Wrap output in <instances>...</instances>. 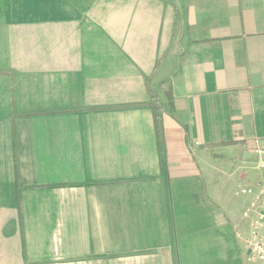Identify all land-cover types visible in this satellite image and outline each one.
I'll return each instance as SVG.
<instances>
[{
    "label": "crops",
    "instance_id": "1",
    "mask_svg": "<svg viewBox=\"0 0 264 264\" xmlns=\"http://www.w3.org/2000/svg\"><path fill=\"white\" fill-rule=\"evenodd\" d=\"M263 138L264 0H0V264H257Z\"/></svg>",
    "mask_w": 264,
    "mask_h": 264
},
{
    "label": "rangeland",
    "instance_id": "2",
    "mask_svg": "<svg viewBox=\"0 0 264 264\" xmlns=\"http://www.w3.org/2000/svg\"><path fill=\"white\" fill-rule=\"evenodd\" d=\"M259 164H262L264 166V162H260ZM258 165V163H254L251 167L252 170L247 171L245 169H243L240 166H236V168L233 170V173H229V176H231V178L228 180L224 191L221 192L220 195V200L221 201H225L227 203H229V208L231 209V211H229V213L233 216L234 220H238V221H245L246 224L249 223V220L244 219V213H249V216H257V214L264 212V192H262L264 190V177L261 181L260 184H253V186L249 185L246 180H240V175H242V173L244 172H250L251 175L248 173L249 177H256L257 174H259L261 171H263L264 169H259L258 167H256ZM232 171V170H231ZM233 174V175H232ZM224 178V177H223ZM219 188L220 185L216 187V189H212V187H210L209 192L215 193L217 195V193L219 192ZM251 190L250 193H240V190ZM263 193V194H262ZM224 197V198H223ZM254 204V208H251V204ZM188 209H190V213L194 214H200L198 211L195 210L194 206L191 207H187ZM217 214H221V212L218 210H216ZM232 212V213H231ZM252 212V213H250ZM205 214L208 213V208H206V210L204 211ZM263 225V224H262ZM248 226V225H247ZM261 231L258 232V237L260 238L261 233L263 236V229H260ZM247 234L251 231L250 229H246ZM260 233V234H259ZM247 237L249 239H251L250 233L247 235ZM248 239V240H249ZM252 254V252H251ZM253 255V254H252Z\"/></svg>",
    "mask_w": 264,
    "mask_h": 264
},
{
    "label": "built area",
    "instance_id": "3",
    "mask_svg": "<svg viewBox=\"0 0 264 264\" xmlns=\"http://www.w3.org/2000/svg\"><path fill=\"white\" fill-rule=\"evenodd\" d=\"M256 144L264 143V138L260 141L256 140ZM259 154L263 151L260 149L256 150ZM262 166V165H261ZM241 193H250V190H241ZM251 208H254V204L251 205ZM247 212L244 213V216H247ZM264 223V212L257 214L256 219L252 222V234L251 239L247 240V245L252 252V258L256 261L257 264H264V236L261 238L258 237V229Z\"/></svg>",
    "mask_w": 264,
    "mask_h": 264
},
{
    "label": "trees",
    "instance_id": "4",
    "mask_svg": "<svg viewBox=\"0 0 264 264\" xmlns=\"http://www.w3.org/2000/svg\"><path fill=\"white\" fill-rule=\"evenodd\" d=\"M150 105H151V107L153 108V110L155 112L156 120H158V118L160 117V113H161V106H160L159 101H158L156 96H152L151 97ZM160 135H161V133H159V136Z\"/></svg>",
    "mask_w": 264,
    "mask_h": 264
}]
</instances>
